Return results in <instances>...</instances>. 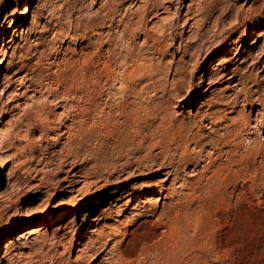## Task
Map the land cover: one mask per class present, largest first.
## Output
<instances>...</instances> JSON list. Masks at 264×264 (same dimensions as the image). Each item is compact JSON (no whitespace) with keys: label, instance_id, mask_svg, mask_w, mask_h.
<instances>
[{"label":"rangeland","instance_id":"374dc122","mask_svg":"<svg viewBox=\"0 0 264 264\" xmlns=\"http://www.w3.org/2000/svg\"><path fill=\"white\" fill-rule=\"evenodd\" d=\"M28 7L15 32L25 3L0 0V60L8 54L0 73V264H264V146L250 152L254 140L264 141V0H30ZM135 65L136 76H126ZM211 75L213 86L203 87ZM189 84L194 93L180 101ZM68 89L73 106L96 105L87 118L65 120L72 133L86 126L98 133L110 115L116 135L127 133L120 109L135 103L134 120L149 124L154 139L137 152L139 138H131V161L148 153L150 166L76 181L73 173L94 162L73 168L66 127L44 119L66 108L54 97ZM175 117L188 121V132H169L163 150L157 138ZM106 137L103 127L90 147L100 149ZM179 206L180 248L171 241L168 251H151ZM98 238L88 253L84 245ZM173 251L175 261L165 262Z\"/></svg>","mask_w":264,"mask_h":264},{"label":"bare ground","instance_id":"6f19581e","mask_svg":"<svg viewBox=\"0 0 264 264\" xmlns=\"http://www.w3.org/2000/svg\"><path fill=\"white\" fill-rule=\"evenodd\" d=\"M22 2L25 3V8H24V12L23 15L20 17L19 22L15 23L14 27H13V31L15 32H20L21 30V23L22 21L26 20L29 15H30V8L28 7V4L30 2V0H21ZM190 7V6H188ZM214 7V6H213ZM146 9L144 10V13L146 14ZM146 18V17H145ZM165 44V43H164ZM90 56V54H89ZM94 56V55H93ZM87 57V56H86ZM8 59V54L6 53V51L4 52V54L2 55V58L0 60V73L2 71V69L4 68V63H6ZM85 59V58H84ZM89 59V58H87ZM88 62V61H87ZM136 63V62H135ZM134 63V64H135ZM133 64V63H132ZM78 65V64H77ZM94 65V64H93ZM136 65H138L136 63ZM133 66L132 69L127 70L126 71V76L128 75L129 77L133 78L134 75L136 74L135 72L138 70L137 66ZM157 65V64H156ZM155 65V67H156ZM86 66V65H85ZM132 66V65H131ZM139 66V65H138ZM154 68V66H152ZM87 68V67H86ZM74 69V68H72ZM105 70L110 71L111 73L114 72V68L112 67V64H107V66L105 67ZM141 70V69H140ZM144 71V70H143ZM105 72V71H104ZM141 72V71H140ZM68 74V73H67ZM141 74V73H140ZM144 74V73H143ZM228 73H223L221 76H226ZM109 75V74H108ZM100 76V75H99ZM136 76V75H135ZM156 76V75H155ZM213 75L209 76L210 81H205V83L203 84V87L207 84L206 87H211L213 86V80L211 79ZM66 77V76H65ZM115 77V76H114ZM153 77V76H152ZM234 77V75H229V77H227V80L232 79ZM64 78V77H63ZM136 78V77H135ZM134 78V79H135ZM59 79V78H58ZM62 79V78H61ZM150 79V78H149ZM65 80V79H64ZM132 81H134L133 79H130ZM212 80V81H211ZM226 80V79H224ZM59 80H57L58 82ZM109 81V80H108ZM136 81V80H135ZM153 81V80H152ZM192 81V79H191ZM189 81V82H191ZM60 82V81H59ZM64 82V81H63ZM67 82V81H66ZM70 82V80H69ZM72 82V81H71ZM94 82V81H93ZM204 82V81H203ZM63 84V83H62ZM67 84V83H66ZM70 84V83H69ZM73 84V83H72ZM79 84V83H78ZM77 84V85H78ZM61 85L59 84V87ZM135 86V85H134ZM73 87V85H72ZM75 87V86H74ZM71 88V87H70ZM45 89V88H44ZM72 89V88H71ZM154 89V88H153ZM69 90V89H68ZM74 90V88H73ZM72 90V91H73ZM78 90V89H77ZM151 90V89H150ZM155 92L158 91V89L154 90ZM79 92V91H78ZM56 93V92H55ZM53 93V94H55ZM72 93V92H71ZM194 93V87L189 84L188 87H186L185 89V93L181 95V100H184L186 98H188V96L192 95ZM76 94V93H75ZM52 95V94H51ZM54 96V95H53ZM55 99V104L60 108L61 106H64L66 108H64L62 111H60L59 113H57L55 116L51 113V112H46V116H45V121L46 124L47 123H51V124H61L59 129H62L64 127H66V131L63 134V144L65 150L67 151V155H66V160H69L70 164L73 166V168H76L78 166V162L80 161V163H88L90 161L94 162V167L93 169H91L90 171L84 172L83 170L79 169L76 172L73 173V175H75L77 177L76 181H83L81 180L82 177L84 179H87V175L89 176V174L95 176L96 181H107L110 180L112 178V176H114L115 173L121 172V171H125L127 168L133 166V164H136V168H140V167H149L150 165H147L145 163L146 158L149 157L148 153L144 154L143 156H140L139 158H136L135 160L131 161V158L136 157L134 156V153L131 150H129L128 148V144L131 140V138L134 137H138L139 138V147L136 150L137 152L145 149L148 145V142L150 141L151 137L153 136L152 134H149L150 131V125L149 124H138L137 121L134 120V116L135 114L138 112V110L140 109L139 107H137V105L135 106V103L133 105V103H127L124 104V106L121 107L120 109V113L123 114L125 121L123 122L122 126L126 127L127 129H129V131L127 133L121 132L120 135H116V125L114 126L113 122H115V116L114 115H110L107 122L102 123L103 126H99L98 129V133L92 131H89L88 129L85 128H78L76 130V132L72 133L71 130V125L66 124L65 120L69 119L72 121H76L79 117L82 118H87L88 115H90V113L92 112L93 108L96 107V105H92L90 103V106L84 107V108H80L73 106L72 105V100L70 99V90L69 92H62L60 95L58 94L57 96L54 97ZM72 98V97H71ZM169 98V97H168ZM74 104V103H73ZM138 104V103H137ZM141 104V103H140ZM148 104V103H147ZM76 105V104H75ZM144 105V104H143ZM22 106V103H20V100H17L16 103L13 106V110L14 109H18L19 107ZM149 106H144L143 109L144 110H148ZM167 108V107H166ZM95 109V108H94ZM152 109V108H151ZM150 109V110H151ZM45 110V106L44 107H40L39 111H44ZM114 110V109H113ZM159 110V109H156ZM162 110V109H161ZM94 111V110H93ZM153 111V110H152ZM164 112V111H163ZM118 113V112H117ZM162 113V112H161ZM111 114V113H110ZM119 114V113H118ZM69 116H72L69 118ZM103 116V115H102ZM121 116V115H119ZM153 116V115H152ZM137 117V116H136ZM145 117V116H144ZM105 118V117H104ZM165 118V117H164ZM243 118H245V115H243ZM106 119V118H105ZM167 119V118H166ZM249 119V118H248ZM256 119V118H255ZM258 119V117H257ZM101 120V119H100ZM119 120V119H117ZM137 120V119H136ZM146 120V119H145ZM259 120V119H258ZM67 121V120H66ZM83 121H85V119H83ZM144 121V120H143ZM118 122V121H117ZM166 122V121H165ZM168 123V122H166ZM163 124V128H162V134H160L159 138H157V144L159 146L162 147V149L164 150V143L166 144V142L170 139V135L171 133L169 132H174L175 136L176 135H180L178 133H184L188 130V121L185 120V118L183 117H175L173 118V121L166 124ZM121 124V123H120ZM44 125V124H43ZM58 125V124H57ZM83 125V124H82ZM100 125V123H99ZM103 127L107 128V132H108V137H106V143L105 145H101L102 147L98 150L96 149H92L90 147V143L92 142L91 140L96 139V140H100L101 139V132ZM57 127H52V129H46V127L43 129V133L46 134L50 131H52L54 134L58 135V128L55 129ZM92 129V128H91ZM97 129V130H98ZM105 129V128H104ZM116 129V130H114ZM161 129V128H160ZM125 130V129H124ZM118 132V130H117ZM126 132V131H125ZM188 132V131H187ZM124 133V134H123ZM60 134V133H59ZM61 134V135H62ZM60 136V135H59ZM106 136V135H105ZM182 136V135H181ZM9 137V136H8ZM174 138V137H173ZM181 138V137H180ZM58 139V138H57ZM152 139H154L152 137ZM259 140V139H258ZM258 140H254L252 143V150L250 149V152L254 151V150H258L259 146H264V141L259 142ZM182 142H185V140H183ZM168 143V142H167ZM168 145V144H167ZM1 148V147H0ZM62 148V147H61ZM168 148V147H167ZM162 150V151H163ZM55 152V151H54ZM63 149L62 150H58V152L56 154H52L51 156L54 157L55 155H61L62 154ZM254 153V152H253ZM257 153V152H256ZM251 154V153H250ZM187 156V155H186ZM51 157V159H52ZM61 158V157H60ZM126 160L122 163H119L120 161ZM156 160V159H154ZM170 164L172 165V167L174 166V164H172V161L169 160ZM119 163V164H118ZM165 162L161 161L160 163L155 161L153 164L155 166H158L159 168H162ZM53 164V163H52ZM121 164V165H120ZM81 166V165H80ZM186 166V165H185ZM177 170L179 169V167H175ZM74 170V169H73ZM72 171V170H71ZM261 171V170H260ZM73 172V171H72ZM11 173V172H10ZM104 173L106 175H104ZM9 174V173H8ZM119 175H121L122 173H118ZM89 178V177H88ZM211 182V181H210ZM146 183V182H145ZM214 183V182H213ZM212 183V184H213ZM150 184V183H148ZM210 184V183H208ZM210 184V186L212 185ZM194 183H192V187H194ZM209 186V187H210ZM211 188V187H210ZM160 200V199H159ZM153 201H149L148 202V209L152 208L153 205ZM161 206V205H160ZM164 206V204L162 205ZM177 207V206H176ZM180 208V206L178 207ZM165 209V207H164ZM163 209L162 213L158 218V221L161 222L163 221V218L166 215V211ZM171 210V209H170ZM183 209L180 208V210H176L174 214L169 215V219H170V223H164L165 228L163 229V238L160 241H157L153 244V246L150 247L151 251H156V249H161L163 252L168 251L166 250L167 248L165 247L169 242H174V244L176 246H180L179 241L177 240L178 237L177 235H179V231L180 229L178 228V224L176 222L177 218L179 217L180 212ZM187 211V210H186ZM155 212V211H154ZM189 212V211H188ZM196 212V211H195ZM156 214V213H155ZM192 214V213H191ZM141 215V214H140ZM154 215V214H153ZM188 215V213H187ZM155 216V215H154ZM157 220V219H156ZM90 226V225H89ZM88 226L84 227L83 232L81 233L80 236L84 235L86 233ZM206 231V230H205ZM183 235V234H182ZM186 234H184L185 236ZM134 238V237H133ZM101 243V240L98 239H92L90 240L88 243H86L84 245V249L89 253L90 251H94L95 248L97 247V244ZM103 243V242H102ZM105 244V243H104ZM196 244V243H195ZM106 245V244H105ZM170 245V244H169ZM168 245V246H169ZM167 246V247H168ZM175 246V247H176ZM182 247V246H181ZM172 248V247H171ZM177 248V247H176ZM175 248V249H176ZM180 248V247H179ZM120 249V248H119ZM174 249V250H175ZM121 250V249H120ZM119 250V251H120ZM182 250V249H181ZM172 251V250H171ZM178 252L179 249H177ZM97 252V251H96ZM101 252V251H100ZM148 252V251H147ZM177 252V253H178ZM115 253V252H114ZM177 253L175 251L172 252V254L170 256L166 257V261H175L176 259V255ZM169 255V254H168ZM179 255V254H178ZM122 256V255H121ZM179 257V256H178ZM123 258V257H122ZM180 258V257H179ZM163 259V258H162ZM78 262L80 261V258L77 257L76 259ZM178 263V262H177Z\"/></svg>","mask_w":264,"mask_h":264}]
</instances>
